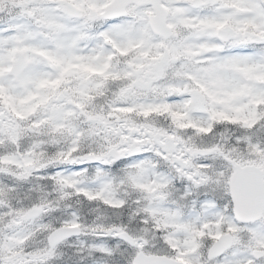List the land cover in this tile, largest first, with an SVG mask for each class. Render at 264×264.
Masks as SVG:
<instances>
[{
	"label": "rangeland",
	"instance_id": "374dc122",
	"mask_svg": "<svg viewBox=\"0 0 264 264\" xmlns=\"http://www.w3.org/2000/svg\"><path fill=\"white\" fill-rule=\"evenodd\" d=\"M111 1L0 0V153H9L0 163L17 178L14 185L0 181V199L18 191L23 197L11 208L0 202V264H79L65 261L70 253H82V258L87 255L82 264H105L104 256L112 255L115 249L118 263L125 264L124 259L131 262L138 251L118 238L127 228L144 236L142 231L148 228L178 261L204 264L202 256L208 245L198 244L197 239L207 237L210 244L223 233L236 231L233 218L228 216V199L218 208L210 198H227L230 168L223 165L220 156H197L187 161L181 158L182 145L190 144L192 137L184 138L186 133L197 138L211 132L210 116L250 129L258 121L259 108L264 110V9L260 1L178 0L174 6L164 4L170 15L168 26L178 32L168 41L151 33L148 7H130L124 19L102 21L99 16ZM224 6L231 10H224ZM5 18L9 20L3 23ZM226 25L235 29V37L221 44L214 38L215 30ZM242 47L258 48L263 54L244 52ZM18 51L29 65L13 79L7 72ZM164 51L167 55L161 63ZM130 59L136 63L131 65ZM119 61L125 63L124 68ZM53 65L56 71L50 69ZM119 85L128 91L164 88L171 100L164 96L162 103L151 105L141 102L151 94L112 97ZM101 108L106 116L145 115L146 121L169 123L172 130L164 129L165 133L179 142V158L188 162L187 169L180 171L159 148L145 144L120 165L127 171L133 195L118 194L123 181L115 182V176L111 177L113 162L92 166L94 183L81 181L79 176L86 170L77 160L81 138L87 136L99 145L112 142L104 147L107 151L122 143L125 135L119 124H99L97 110ZM157 108L163 109L160 115L154 114ZM27 126L28 132L24 131ZM118 129L120 135L116 134ZM38 136L49 139L48 148L55 154L44 152L42 145L35 146L37 150L20 148L23 141L31 147ZM251 147L250 156L261 157L264 163L260 145ZM49 159L60 168L45 170ZM204 169L213 170L211 179L201 176ZM175 179L182 183V194L174 189L169 192ZM201 184L204 187L198 190ZM36 193L43 203L58 206L61 225L80 226L82 236L49 250L46 237L55 229L51 215L45 213L29 221L25 218L30 208L23 199L29 195L34 198ZM73 197L86 203H76ZM128 197L135 198L127 207L133 211L132 220L123 225V215L117 210ZM178 204L185 207L181 210ZM188 221L194 228L184 224ZM247 230L249 235L237 236V246L245 251L233 247L210 264H264V254L260 260L252 256L254 250L264 252V229L257 223ZM128 233L139 248L152 251L141 246L147 237Z\"/></svg>",
	"mask_w": 264,
	"mask_h": 264
},
{
	"label": "trees",
	"instance_id": "16d2710c",
	"mask_svg": "<svg viewBox=\"0 0 264 264\" xmlns=\"http://www.w3.org/2000/svg\"><path fill=\"white\" fill-rule=\"evenodd\" d=\"M10 4V3H9ZM12 6V4H10ZM111 86V84H110ZM109 86V87H110ZM114 90H116L114 88ZM113 91V89L111 90ZM161 93L162 91H158V92H154L153 90H136L133 89L131 91H128L126 88H124V86L119 85L118 90L114 93V95H112V97H117L119 96L120 98H127L130 95H139V96H146L151 94L150 97H148V99H159L161 97ZM155 96V97H154ZM3 101L2 96L0 95V103ZM144 102H148L147 99L143 100ZM151 102V101H149ZM99 115H98V119L100 120L99 124H103V125H108V124H119V126H121V131L122 132H126L129 129H137V128H145V129H150V130H154V129H158V130H164L167 129L168 131L171 132V128H168L170 125L169 123H165L164 122H159V120H154L149 118L150 121H146L144 120L143 116H137L136 117H127L126 115L121 114V116L118 115H113V116H106L105 115V110L103 108H101L100 110H97ZM163 112V109L159 110V115ZM101 113V115H100ZM260 116H261V120L259 122H257L251 129L245 130L243 129L240 125L237 124H233V123H224V122H218V121H213L212 122V128H211V132L209 135H203L201 137V140H197V139H193L190 140V144L194 147H205V148H215L218 149L219 151H221L224 155H227L228 157L232 158L233 160L237 161V162H247V163H256V162H260L257 158H253L252 156H250V152H249V147L251 142L253 143H258L260 144V146L262 148H264V115L262 112H260ZM163 118V116H160ZM69 119V118H68ZM83 119V117H82ZM48 123V122H47ZM30 129L29 126L24 128V131L28 132V130ZM165 132V130H164ZM30 133V132H29ZM167 133V132H166ZM102 134V133H100ZM188 136H190L189 134H185L184 137L188 138ZM43 138V140H42ZM87 136L82 137L81 138V142L82 143L79 146L78 151V156L84 155V154H88V153H93V154H97L100 155L103 152L106 151V149L104 147L106 146H112V142H106L103 145H99L98 143H92L90 141V139H86ZM83 141H85L86 143H83ZM123 143V140H122ZM122 143L117 142L116 146H120ZM37 145H42V150L46 153H48L50 156L51 153L55 154L54 150L52 148H48L51 146H49V139L47 137L44 136H38L36 138H34L32 140V146L31 147H35ZM21 146H23L24 148H27V145L24 144L23 142H20V148ZM98 146L101 147V149L98 150ZM28 147V148H31ZM24 149H21V151H23ZM60 150H58L59 152ZM9 153H0V157L2 156H6ZM14 154H19L18 151H15ZM46 166H44L45 170H55L56 168L59 167L58 163H55V160L53 159H49L46 161ZM259 165V163H258ZM115 166H117V168H112L113 169V173H112V178L113 176H115L114 181L115 182H119V180L123 181V186L120 187L117 191L118 194L121 196L122 191L126 192V194H128L130 196V194H134L135 191L132 190L129 185V177L127 175V171H125L120 164H116ZM214 167L217 169L216 164L214 165ZM204 173L202 175V177L206 180H209L213 177L212 172L213 170L211 169H204L202 170ZM84 178L87 181L93 180L94 178V174H93V169H90L89 171L86 172V174L84 175ZM14 180V181H12ZM17 180L15 174L8 169V167H4L3 164L0 163V181L2 183H8V184H16L15 181ZM226 182V181H225ZM180 185H182V183H178L176 180L174 182V184L172 185L173 187H171V190H175L177 194L181 193L180 190ZM204 187V184H201L198 186V190ZM179 188V190L177 189ZM192 189V188H191ZM199 192V191H198ZM197 193L194 194V196H197ZM225 193V191H224ZM227 196V194H225ZM176 196V194H174V197ZM22 197V194L20 193V191H18L16 194L12 193V192H8L6 193V196L4 199H0V202L2 201L4 204L9 205V208L12 207V205L14 204V202H18ZM23 198V197H22ZM78 203L81 204H85V200L84 199H79L78 197H76ZM135 198L132 197H128L126 198V203L124 205V207L120 208L119 211L123 216L121 217L123 220V225L126 224L127 222H130L131 217H132V213L133 211H130L127 207H129V204H132L134 202ZM226 198H222V199H218L219 202L224 201ZM23 202L25 204H27L28 207H41L43 209V214L45 215V213L51 215L52 218V223L54 225H58L60 222V217H59V209L57 206H55L52 203H43L42 202V198L39 196L38 198V194L36 193V196L33 198L32 196H28V199H23ZM220 204V203H219ZM108 213V212H107ZM108 216L111 217L114 222H115V217L111 214L108 213ZM117 216V215H116ZM129 232H131L133 235L135 236H142L143 238L147 237L146 239H143V242H146L142 245V248L145 250H152L151 253H157L160 255H171V251H169L168 247L162 243L161 240H157L156 235L153 234V231L149 230L148 228L143 229V233L144 235H141L139 233H137V231L131 230V229H126ZM137 230V229H136ZM148 240V241H147ZM207 240V241H205ZM201 243L208 245L209 244V239H201L200 241ZM78 259L81 257V255H76V256H72ZM104 260L106 264H119L118 263V250L115 249L114 253L110 256H104ZM125 264H129V259H124Z\"/></svg>",
	"mask_w": 264,
	"mask_h": 264
},
{
	"label": "water",
	"instance_id": "95a60500",
	"mask_svg": "<svg viewBox=\"0 0 264 264\" xmlns=\"http://www.w3.org/2000/svg\"><path fill=\"white\" fill-rule=\"evenodd\" d=\"M169 3H175L176 0H167ZM161 0H113L108 5L104 13L101 15L106 20H112L125 15L126 7L130 4L138 6L150 5L153 9L154 16L150 17V26L155 34L167 40L171 37L172 31L166 26L167 12L160 6ZM233 32L227 28L217 32V36L222 40H228L232 38ZM18 59L13 61L11 71L9 75L17 78L28 66V61L24 60L23 54L17 53ZM150 139H153L160 146L164 147L166 152H174L175 145L173 141H165L168 143L161 144L160 139L163 137L160 134H152L151 132H145ZM138 151L133 153L128 152L129 155H134ZM214 151L197 150L194 152L195 155L207 156L213 154ZM124 154L120 153L116 149L110 150L104 156H86L83 160L90 161L91 163H98L103 159L113 158L116 160L124 158ZM226 162L233 167V173L229 180L230 196L233 205V214L237 221L241 223H250L259 220L264 213V177L263 171L254 165H239L230 159H226ZM178 164L184 166L183 162L177 161ZM40 213L39 210L34 209L27 215L28 218L36 217ZM79 228H67L62 227L53 231L47 238L48 245L53 248L61 242L73 237L79 236ZM121 238L124 242L133 246V240L126 234H121ZM233 243V239L230 235L222 236L216 241L207 253L208 260L218 258L230 248ZM257 257L261 256L256 254ZM132 264H183L182 262L175 261L165 256L146 255L139 252L134 259Z\"/></svg>",
	"mask_w": 264,
	"mask_h": 264
},
{
	"label": "bare ground",
	"instance_id": "6f19581e",
	"mask_svg": "<svg viewBox=\"0 0 264 264\" xmlns=\"http://www.w3.org/2000/svg\"><path fill=\"white\" fill-rule=\"evenodd\" d=\"M209 217V216H208ZM185 225H189L190 228H194V224L192 221H188L186 223H184Z\"/></svg>",
	"mask_w": 264,
	"mask_h": 264
}]
</instances>
